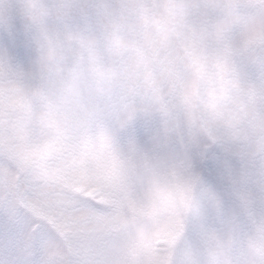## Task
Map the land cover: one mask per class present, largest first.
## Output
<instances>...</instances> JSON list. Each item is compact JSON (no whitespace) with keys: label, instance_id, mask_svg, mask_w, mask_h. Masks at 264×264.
Returning a JSON list of instances; mask_svg holds the SVG:
<instances>
[{"label":"clouds","instance_id":"obj_1","mask_svg":"<svg viewBox=\"0 0 264 264\" xmlns=\"http://www.w3.org/2000/svg\"><path fill=\"white\" fill-rule=\"evenodd\" d=\"M0 264H264V0H0Z\"/></svg>","mask_w":264,"mask_h":264}]
</instances>
